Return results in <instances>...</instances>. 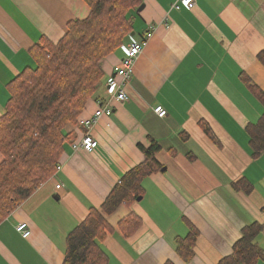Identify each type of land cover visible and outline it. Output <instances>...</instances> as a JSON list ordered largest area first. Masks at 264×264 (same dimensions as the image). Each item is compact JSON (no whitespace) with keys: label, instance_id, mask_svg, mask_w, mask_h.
Segmentation results:
<instances>
[{"label":"crops","instance_id":"crops-1","mask_svg":"<svg viewBox=\"0 0 264 264\" xmlns=\"http://www.w3.org/2000/svg\"><path fill=\"white\" fill-rule=\"evenodd\" d=\"M175 1L142 0L132 34L138 39L152 27L153 37L123 86L127 99L117 101L103 79L80 116L112 110L88 130L97 147L74 151L87 129L73 128L55 175L0 222V264H62L68 233L144 160L138 145L150 139L161 146L156 157L164 170L143 180L140 201L107 216L113 230L98 241L107 264H217L254 222L263 226L257 243L264 250V153L252 159L245 130L264 109L242 80L264 92L256 59L264 48V0H195L178 11ZM88 14L83 0H0V116L9 83L33 64L30 49L41 38L57 42L69 21ZM122 56L117 50L103 61L106 80ZM158 106L164 117L154 112ZM243 178L249 193L232 187ZM130 212L141 226L125 237L117 223ZM23 222L27 239L15 231ZM186 222L198 231L189 263L174 250Z\"/></svg>","mask_w":264,"mask_h":264},{"label":"trees","instance_id":"trees-1","mask_svg":"<svg viewBox=\"0 0 264 264\" xmlns=\"http://www.w3.org/2000/svg\"><path fill=\"white\" fill-rule=\"evenodd\" d=\"M83 1L89 7L87 17L69 21L57 42L41 38L30 49L33 64L7 87L9 100L0 116V222L58 171L65 146L74 138L73 128L81 127L80 116L103 83V61L132 35L142 5V0ZM256 59L264 68V48ZM242 80L264 109L261 88L245 75ZM245 130L251 157L257 159L264 153V110ZM149 141L147 147L138 145L144 160L127 171L104 201L89 208L86 217L68 233L62 264H107V255L98 244L113 230L107 216L141 198L143 180L162 168L156 157L161 146L154 139ZM232 187L245 193L253 189L244 178ZM186 223L189 231L175 238L174 250L189 263L198 231ZM140 226L141 220L133 212L117 223L125 237L134 235ZM262 230L257 222L245 226L232 252L217 264L264 262V250L257 243ZM164 264L174 263L168 260Z\"/></svg>","mask_w":264,"mask_h":264},{"label":"built area","instance_id":"built-area-1","mask_svg":"<svg viewBox=\"0 0 264 264\" xmlns=\"http://www.w3.org/2000/svg\"><path fill=\"white\" fill-rule=\"evenodd\" d=\"M195 4V0H176L172 5V10H180L184 9H191ZM168 28V26H166ZM153 30L154 28L151 27L150 30L143 33L138 39L134 38L132 35L128 36V41L125 46L122 48L121 51L123 52V56L119 62V64L114 68L113 75H111L106 80V90L109 94L113 95L114 98L119 101H125L126 95L123 91V86L127 83L130 79L133 66L135 64L136 59L138 56L143 52L146 48L148 42L153 37ZM154 112L159 117H164L166 112L162 109V107L158 106L154 108ZM112 110L110 108H97L92 116L89 119H84L79 121V125L81 127H85L87 132L83 135V137L78 142H73L71 147L74 151L81 149L85 152H92L97 147V142L94 138L90 135L89 129L92 125H94L101 116H110ZM59 169V168H58ZM60 185H56L55 188L59 189ZM15 231L23 238L27 239L30 235L29 227L26 223H19L15 226Z\"/></svg>","mask_w":264,"mask_h":264},{"label":"rangeland","instance_id":"rangeland-1","mask_svg":"<svg viewBox=\"0 0 264 264\" xmlns=\"http://www.w3.org/2000/svg\"><path fill=\"white\" fill-rule=\"evenodd\" d=\"M127 41H128V38H127V40L121 45L122 46V48L125 46V44L127 43ZM121 46H120V49H121ZM104 79V87L106 86V78L103 76L102 77V79L101 80H103ZM257 80H258V82H260V83H263L264 84V80L262 79V78H260V77H257ZM99 89V88H98ZM98 91V90H97ZM96 91V92H97ZM95 95V94H94ZM93 98V97H92Z\"/></svg>","mask_w":264,"mask_h":264},{"label":"water","instance_id":"water-1","mask_svg":"<svg viewBox=\"0 0 264 264\" xmlns=\"http://www.w3.org/2000/svg\"><path fill=\"white\" fill-rule=\"evenodd\" d=\"M142 9H143V4L141 6H139V8L137 9V11L140 12ZM132 36H133V34H132ZM163 170H164V168H162L161 171H163ZM140 200H141V198H137L136 199L137 202L140 201Z\"/></svg>","mask_w":264,"mask_h":264}]
</instances>
